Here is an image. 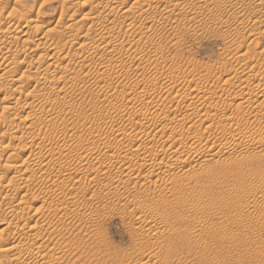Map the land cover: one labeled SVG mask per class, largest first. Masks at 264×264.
I'll use <instances>...</instances> for the list:
<instances>
[{
    "label": "rangeland",
    "instance_id": "1",
    "mask_svg": "<svg viewBox=\"0 0 264 264\" xmlns=\"http://www.w3.org/2000/svg\"><path fill=\"white\" fill-rule=\"evenodd\" d=\"M123 1L128 6L125 16L115 15ZM160 2L0 0V20L8 24L30 13L37 24L64 21L40 47L34 41L43 32L36 29L21 40L19 36L0 39V48L5 40L14 46L25 40L27 46L22 55L14 47L1 54L0 71L5 68L1 61L14 66L0 81L1 127H24L33 107L44 112L33 129L48 145L74 137L91 140L119 129L120 136L108 148L116 161L126 155L116 149L129 141L130 117L180 121L186 128L194 124L196 138L192 149L180 147L186 128L176 135L172 142L176 157L153 182H140L147 185L93 184L96 165L88 172L91 175L54 191L48 180L56 179V172L15 176L9 165L1 166L0 251H6L0 264H264V0H184L167 11ZM149 6L159 7L158 11L139 13ZM104 23L111 33L101 26ZM112 33L119 35L113 42L106 38ZM49 45L88 54L89 73L83 74L80 55L71 65L58 61L39 79L34 66L48 65ZM53 83L65 90L51 105L43 106L40 102ZM14 84L23 85V93L14 92ZM169 86L174 90L171 94L165 92ZM143 93L153 94L152 108L139 114L135 107L143 103L139 96ZM165 97L169 103L164 105ZM118 110L125 117L118 118ZM63 126L70 128L66 135L58 134ZM137 129L150 133L158 145L153 155L169 148L162 144L171 133ZM17 145L8 132L0 136V153L10 154L8 150ZM37 145H21L22 159L30 167H35L30 158ZM56 150L43 155L62 159V151ZM195 150L197 157L192 155ZM145 152L139 143L137 154L130 157L136 162ZM182 157H193V163L179 166ZM99 160L104 161V154ZM111 169L105 171L107 181L116 172ZM152 171L157 173V167ZM8 184L38 202L45 215L33 216V209L14 207L15 199L6 195ZM72 186L79 188L78 194L69 191ZM68 199L75 202L72 209L49 211L54 202ZM28 217L30 226L25 225ZM17 221H21L19 229H15ZM159 223L163 228L157 232ZM33 239L43 241L39 254L31 253Z\"/></svg>",
    "mask_w": 264,
    "mask_h": 264
},
{
    "label": "bare ground",
    "instance_id": "2",
    "mask_svg": "<svg viewBox=\"0 0 264 264\" xmlns=\"http://www.w3.org/2000/svg\"><path fill=\"white\" fill-rule=\"evenodd\" d=\"M4 1L9 2L10 0H4ZM181 1H184V0H161L160 4L162 6H165L163 9L165 11L166 9H168V7L171 4L177 3V2L179 3ZM203 1H206V0H203ZM256 5L257 4L255 3V6ZM158 8L153 7V6H149L148 8L143 7V8H140L141 10L139 13L145 14L148 11H152L155 13L158 11L157 10ZM127 9H128L127 2L123 1L119 4L115 15L118 14L120 16H125ZM164 11L160 12V13L163 15ZM35 19L36 18L34 17V15H32L30 13V14H24L19 20L11 21L10 24H8V20H6V21L0 20V39L7 38L9 36H12V37L13 36H19V38L17 40H21L22 38L26 37L28 35V33L31 32L33 29H36V30L43 32L42 36L41 37L36 36L35 41H34L35 45L40 47L41 44H43L44 42L46 43V40H47L46 35L49 32H51L54 29H59V28H61L62 25H64V21H62V20L57 21V24L53 25L49 22H44L43 24H37L35 22ZM107 25H105V23L101 24V26L104 28V30L108 29V31L110 30L109 33H111L112 28L109 25L108 26ZM3 27H6V29H3ZM114 30H115V28H114ZM67 33H69V32H66L65 34H67ZM128 33H130V32H128ZM104 34H106V33H104ZM112 34H114L115 36L114 35H111V36L106 35V38L109 37L112 41V40L118 38V36H119L115 33H112ZM119 34H121V33H119ZM126 34L127 33L125 31V35ZM68 35H70V34H67V36ZM25 42L26 41L24 40L20 44V42L18 41L19 45L14 46L15 45L14 42L5 40L3 42V44L1 45V48H0V59H1V54H3L5 51L10 49L11 47L18 48V50H17L18 54L22 55V50L27 49ZM55 47L50 46V45L48 47H46L47 52L50 54V58L48 59L49 63L47 66H44V64L41 62H39L36 66H34V68H35L34 72L39 79L45 78L50 73V70L52 69V67H54L55 64L58 65V63H57L58 61L61 62V60H62V62H63L66 60V61H69V64H70V61L75 62L81 58L80 55H82V54H80L79 52H75V53L71 54L70 52H64L62 50L64 52L63 53L62 51L55 49ZM82 53L84 54L85 52H82ZM87 55L88 54L82 55L83 59L81 60V63L83 65V66L81 65L82 66L81 68H83V74L86 72L85 75L89 73V72L87 73V70H89V69H88V65H86L87 61L89 60V57ZM102 59H103V57H102ZM1 62L3 65H5V68L1 69V71H0V81L4 80L10 74L11 70L14 69L13 68L14 66L12 67L13 64H8V63L3 62V61H1ZM117 67L120 68V67H122V65L120 64V67L116 66L115 68H117ZM81 75H82V73H81ZM83 78H84V75H83ZM79 79L81 82L82 78L79 77ZM82 81H84V80H82ZM92 81H90V82H92ZM93 83H94V81H93ZM93 83H91V84H93ZM97 83L98 82H96V85H97ZM165 89H166L165 92L168 94H171L174 91L172 86H169ZM12 90L16 93L17 92L23 93L24 86L14 84V85H12ZM64 90L61 87L59 88V86L57 84L53 83V85L49 89V93H47V95L43 96V98L41 100L42 102H40L39 100L38 101L40 103H42L43 106H48V104L51 105L53 103V101L55 102L54 97H55V99H57L56 97L63 94ZM32 93L33 92H31L29 94L33 95ZM65 94H66V92H65ZM139 96H141V99H143V100L140 99L141 101H143V103L140 105H137L138 103H140V102H138L136 104V107L135 106H133V107H135L136 110L139 111V114H142L144 112H150L152 107L150 106V100L149 99L153 96V94L152 93H145V94L143 93L142 95H139ZM162 103L164 105L168 104L169 103L168 97H165L163 99ZM18 105H20V102L17 104V106ZM32 108H30V110L27 112V115L25 117V126L24 127H21L20 125H16V124H11V125H9L8 128H4V127L0 126V136L5 134L6 132H8L10 141L14 144L16 143V145L18 143L16 148L13 147V148L8 150V152H11L10 154L0 153V168L3 165H9L15 176H20L25 172L26 173L30 172L31 174H41V175H43L47 172H52V171H53V173L56 172V174H55L56 179H53L52 178L53 176H52L50 178V180H48V182H52L50 184V188L54 191H57L61 188H64L65 186L67 187L68 184L71 182L81 181L80 179H82L84 176H87L89 174L88 172L91 171L92 169H94V167H96V165H99L98 170L96 169V171H95V169H94V171L96 173L90 179V182L93 184H102V183L104 184L106 181V183L108 185L112 186V184H113V186H115L114 185L115 183H117V185H120L121 183H131V182L138 185L143 180H150L151 182H153V180H155L157 178V175L161 172L163 167H166L168 165V163H170L174 159V157H176L177 150H172L173 139L176 135H179V133L186 128L185 124L183 122H180V121L174 122V123L168 122V121L150 122V121H146L145 118L141 117L140 115H138L136 117L134 116V118L130 117L132 119H130V121H129L130 122L129 125L131 126V127L129 126V128H130L129 141H125V142L120 143L116 149L117 154H126V155L122 161H116V160H114V157H110V154H109L110 150L108 148L110 146L112 139H114V137L117 138L118 136H120L119 134L122 131H120L119 129L113 130L112 133L108 136H103V137H98V138L94 137L91 140H84L80 137H74V138H71V140H69V141L64 140L65 141V142H63L64 144L60 143V142L57 144L58 141L57 142L54 141V143L56 142V144H54L51 141L53 144L48 145L49 143L46 144L44 142V140H43L44 138H43L42 134L40 132H35L33 129V124L36 122V120L41 118V116L43 118L45 117L44 112H42L41 110L38 111L36 109L32 110ZM180 108L182 110H185V105H181ZM118 111H120V110H118ZM1 113L3 114L4 111L1 112V110H0V114ZM118 113H119V116L117 115L118 118L125 117L126 113L123 114L122 111H120ZM38 116H39V118H38ZM130 116H133V115H130ZM46 117H48V115H46ZM52 118H53V116H52ZM139 126H144L147 131L156 132L158 134L171 133V136H170V139L168 140V142L162 144V147L168 146L169 148L162 150V152L160 154L153 155L152 151L156 150L158 148V145L152 139L150 133L143 134L141 131H139L137 129ZM69 129H67V127L65 128V126L60 127L59 129H57L58 134L59 133H60V135L65 134L68 132ZM125 129L123 128V130H125ZM186 129H187V135L184 136V134H182L180 147L184 146L187 148L189 147L192 149H196V147L194 146L196 138L194 135H192V132L195 129V125L191 124ZM69 132H70V130H69ZM65 135H64V138H65ZM66 138H68V137H66ZM231 139L233 140V135H231ZM35 143L39 144V145H37L38 146L37 151H35V152L33 151V153L31 154V158H30L31 161L33 163H35V167H30L29 162L26 159H22L23 151L21 149V145L25 144V145H32L33 146ZM139 143L144 144V146L146 148V152L144 153L143 157H141L138 161L133 162V157H130V156H134L135 154H137V146ZM229 144L231 145L232 141H230ZM63 145H64V147L68 146L69 148L64 149ZM54 149L55 150L58 149V150L62 151V153H63L62 159L56 160L55 158L45 157V155H43L44 154L43 152L48 151V153H49V151H50V153H51V151H53ZM192 153H193L192 155L194 157H197V155H198L197 150L193 151ZM211 153H212L211 150L209 152H206V154H211ZM101 154H104V161L102 163H105L106 165L105 164L103 165L101 162L99 163V161H100L99 157ZM202 155L206 157L204 152L202 153ZM189 157H182L181 161L179 163V166L185 167V166L191 165L193 163L194 159H192L193 157L192 158H189ZM19 160H21V162H19ZM71 163L74 165L71 166ZM103 166H107L108 169L109 168L116 169L115 170L116 172L114 171L115 173L110 174L111 179L108 181H107L108 177L105 176V174H106L105 171L107 170V167H105L106 168L105 169ZM155 167H157V170H158L157 173H154L152 171V169ZM148 169H150V170L148 171ZM89 175H91V174H89ZM2 180H3V177L0 176V183L2 182ZM29 181L30 180L26 181L27 182L26 185H29ZM162 181L164 184L165 180H162ZM142 183L147 185L146 182H142ZM142 183H140V184H142ZM167 183L168 182L166 181V185H167ZM161 186H162V184H161ZM69 189H70L69 191H71V193L74 195L79 193V188L72 186ZM6 195L13 196V198L15 199L14 207H23V208L33 209L34 210L33 216L42 217L45 215V211L42 209V207H40L38 205L39 204L38 202L31 201L25 194L21 193L20 191H16L13 184H8L7 189H6ZM74 206H75L74 201H70L69 199L67 201L62 200V201L54 202L49 207V211L59 212L62 210L72 209ZM140 207H142V205H140ZM169 208L171 210H174L173 206H170ZM30 220H31V217L26 218V221H25L26 226H30ZM20 222L21 221L16 222L15 229L20 228ZM162 228H163V226L159 223V225H157L155 229L157 230V232H159ZM29 245L31 246V253L32 254L33 253L39 254L40 251L42 250V247H43V241H39V239H33ZM5 251L6 250L0 251V260L5 256ZM15 257H16V253H14L13 258H15Z\"/></svg>",
    "mask_w": 264,
    "mask_h": 264
}]
</instances>
